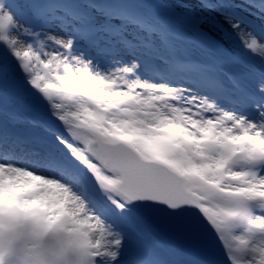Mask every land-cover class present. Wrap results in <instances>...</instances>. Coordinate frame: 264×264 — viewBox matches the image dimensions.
I'll return each instance as SVG.
<instances>
[{
	"label": "snow or ice",
	"instance_id": "1",
	"mask_svg": "<svg viewBox=\"0 0 264 264\" xmlns=\"http://www.w3.org/2000/svg\"><path fill=\"white\" fill-rule=\"evenodd\" d=\"M0 264H264V0H0Z\"/></svg>",
	"mask_w": 264,
	"mask_h": 264
}]
</instances>
